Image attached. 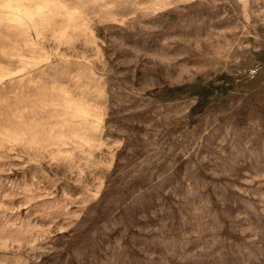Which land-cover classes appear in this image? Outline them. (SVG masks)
<instances>
[{"label":"rangeland","instance_id":"obj_1","mask_svg":"<svg viewBox=\"0 0 264 264\" xmlns=\"http://www.w3.org/2000/svg\"><path fill=\"white\" fill-rule=\"evenodd\" d=\"M0 264H264V0H0Z\"/></svg>","mask_w":264,"mask_h":264},{"label":"bare ground","instance_id":"obj_2","mask_svg":"<svg viewBox=\"0 0 264 264\" xmlns=\"http://www.w3.org/2000/svg\"><path fill=\"white\" fill-rule=\"evenodd\" d=\"M211 10V9H210ZM178 42H180V41H178ZM182 43V42H181ZM185 44V43H184ZM194 48V47H193ZM197 52V51H196ZM194 54V53H193ZM197 59V58H196ZM193 61V60H192ZM171 73V72H170Z\"/></svg>","mask_w":264,"mask_h":264}]
</instances>
